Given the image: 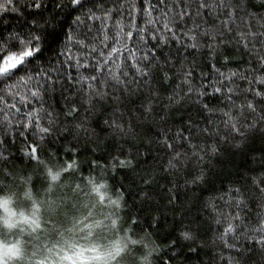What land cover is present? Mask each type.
I'll return each instance as SVG.
<instances>
[{
    "label": "snow or ice",
    "instance_id": "snow-or-ice-1",
    "mask_svg": "<svg viewBox=\"0 0 264 264\" xmlns=\"http://www.w3.org/2000/svg\"><path fill=\"white\" fill-rule=\"evenodd\" d=\"M18 138L106 161L89 183L167 241L134 261L264 264V0H0V162Z\"/></svg>",
    "mask_w": 264,
    "mask_h": 264
},
{
    "label": "trees",
    "instance_id": "trees-1",
    "mask_svg": "<svg viewBox=\"0 0 264 264\" xmlns=\"http://www.w3.org/2000/svg\"><path fill=\"white\" fill-rule=\"evenodd\" d=\"M63 143L67 145L68 142L64 141ZM22 147L23 144L18 138L15 147L10 149L16 158H10L7 163L0 162V193L14 197L15 207L20 210L19 215L13 216L14 219L18 222H21V219H25V217L31 220L34 219V212L27 205H22L19 202L20 198L45 195L44 202L48 203L47 206H52L51 199H59L63 202L62 207L69 206L73 210L75 221H79V224L75 227V231L82 232L88 225V228H91V231L94 233L101 232L97 235L96 239L90 241L85 239L79 240L81 237L76 238L73 244L65 248L69 252L68 256H73L74 251L77 250V252L85 251L90 253L92 258L91 264H140L138 256L135 261L130 258L132 239L143 238L142 243L144 245H150L154 242L158 246H163L167 243L162 238V235H157L146 224L140 225L131 222L136 213L135 208L124 214L127 218V223L123 225L117 211L111 206V193L108 190H97L92 183H89L91 162L95 160L97 163L104 164L106 161L99 160L91 152L85 151L79 152L74 157L71 154L64 153L58 144H48L44 155L48 152H55L57 161L43 159L44 156H41L42 161L36 164L27 158H19L17 149ZM58 148L59 150H57ZM73 159H76L80 163L79 174H82L84 178H81L77 172L69 171L65 167ZM96 171L98 172L99 170ZM94 175L95 172L93 173ZM124 183L126 185L130 184L127 180ZM119 187V183H115L113 191ZM132 187H135V185H132ZM51 189L52 191H50ZM59 190H62L60 196L57 192ZM128 202L131 204L132 198H129ZM50 220L52 221L54 218H48L45 221L50 222ZM101 223L104 229L98 231L97 226ZM13 224L11 225L13 226ZM11 225L6 226L0 220V243L12 245L17 242L16 239L7 234L10 228H12ZM130 229L138 235L128 237L127 231ZM146 232L150 236L146 237ZM139 251H143V248H140ZM137 255H139V252ZM35 260L36 264H69V262L65 261L57 263L47 259Z\"/></svg>",
    "mask_w": 264,
    "mask_h": 264
},
{
    "label": "rangeland",
    "instance_id": "rangeland-1",
    "mask_svg": "<svg viewBox=\"0 0 264 264\" xmlns=\"http://www.w3.org/2000/svg\"><path fill=\"white\" fill-rule=\"evenodd\" d=\"M57 192L60 196L62 190ZM44 199L45 195L20 198L19 202L27 205L34 212L33 220L25 217L18 222L13 216L0 219L6 226L14 223L7 234L17 240L12 245L0 243V262L3 264H36L35 259H47L57 263L65 261L69 264H91L90 253L76 250L73 256H68L69 252L65 248L73 244L78 237H81L79 240L90 241L96 239L101 232L94 233L88 225L82 232L75 231L79 221H75L73 210L69 206L62 207L63 202L59 199H51L52 206H47L48 203L44 202ZM48 218H54V220L45 221ZM97 229L98 231L104 229L102 223L97 226Z\"/></svg>",
    "mask_w": 264,
    "mask_h": 264
},
{
    "label": "clouds",
    "instance_id": "clouds-1",
    "mask_svg": "<svg viewBox=\"0 0 264 264\" xmlns=\"http://www.w3.org/2000/svg\"><path fill=\"white\" fill-rule=\"evenodd\" d=\"M20 210L15 207V199L11 195L0 193V219H8L19 215Z\"/></svg>",
    "mask_w": 264,
    "mask_h": 264
}]
</instances>
